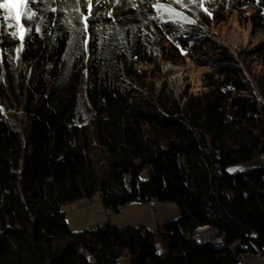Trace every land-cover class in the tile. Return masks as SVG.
Wrapping results in <instances>:
<instances>
[{
    "label": "trees",
    "instance_id": "16d2710c",
    "mask_svg": "<svg viewBox=\"0 0 264 264\" xmlns=\"http://www.w3.org/2000/svg\"><path fill=\"white\" fill-rule=\"evenodd\" d=\"M204 6L211 16L173 4L182 17L166 23L147 0L102 3L81 33L56 0L21 58L0 34V264H238L236 242L264 252V166L227 172L264 154V41L235 54L211 33L232 14L264 29V0ZM161 61L205 68L201 91L181 101L156 87ZM96 195L117 213L176 202L181 217L160 226L168 255L145 226L72 231L64 206ZM202 226L225 243H195Z\"/></svg>",
    "mask_w": 264,
    "mask_h": 264
},
{
    "label": "rangeland",
    "instance_id": "374dc122",
    "mask_svg": "<svg viewBox=\"0 0 264 264\" xmlns=\"http://www.w3.org/2000/svg\"><path fill=\"white\" fill-rule=\"evenodd\" d=\"M211 33L215 42L223 47L229 48L235 54L241 52L247 53L264 41V29L255 26L252 22H247V20L240 21L237 14L230 15L226 21L213 22ZM251 60H253V62L249 64L251 68L250 71L247 68V75L249 78H251V73H258L260 70L259 61L256 62L254 59ZM22 67L23 64L20 61V68L22 69ZM138 68H152V66L141 64ZM160 68L162 77L157 80L156 87L160 88L162 83L166 82L168 89L173 91L178 100L185 101V96H187L186 93L191 94L201 91L202 77L206 71L205 68H201L188 61L182 65L161 61ZM0 108L2 111L1 113L6 115L7 111L5 108L3 106H0ZM13 113L21 114L20 111L16 112V110H13ZM263 166L264 154L250 161L230 165L227 167V172L229 174H237ZM233 169L236 171H232ZM162 204V208L155 214H152L149 207L146 206L147 203L128 205L117 213L107 209L100 195H96L93 198H84L70 202L64 206V211L70 227L74 232H83L85 230L98 228L104 224L108 225L111 220L113 222H126L130 219L134 222H142L136 224L138 226L143 225L154 233L157 253L161 256H166L169 253V247L160 234V226L167 222L178 220L182 213L176 202L167 201ZM91 205L94 206L93 209L90 207ZM202 231V234L207 237L210 235H219L211 230V227ZM207 241L210 242L209 240H206V242ZM244 246H247V249L244 248L242 252L250 250L248 245ZM123 264H130V262L128 259H125ZM250 264L264 263L253 261Z\"/></svg>",
    "mask_w": 264,
    "mask_h": 264
},
{
    "label": "snow or ice",
    "instance_id": "6c2138e0",
    "mask_svg": "<svg viewBox=\"0 0 264 264\" xmlns=\"http://www.w3.org/2000/svg\"><path fill=\"white\" fill-rule=\"evenodd\" d=\"M56 2V0H0V9L3 10L7 15L0 16V34H8L13 39L18 38L21 42V45L25 42L26 34L27 38L31 39V34L33 32V26L35 25V30L39 31V22L44 19L42 12L51 10L56 12V8H51L50 5ZM59 4L62 5L60 11L63 12L65 8L70 7L72 11L78 13L73 16L72 19L77 22H82L84 24L83 28H77V32L83 33L88 29L89 19H95L101 13L97 10H94V5L99 6L102 3H109L113 6L115 5H124L136 6V0H58ZM151 7L155 8L158 13L167 14L169 20H165L166 23H176V20H172V17H182V13L179 12L176 8L172 7L173 4H179L181 7H190L193 4H196L198 7H201L203 12L206 15L211 16V11L204 5L208 3H213L214 0H147ZM32 5H48L41 9L36 7L35 9ZM106 15L111 16V11H106ZM159 19V17H158ZM7 21H13L14 23H3ZM23 21V22H22ZM189 23L195 24V20H189ZM71 23V20H69ZM15 28L14 31L9 32L8 29ZM82 43H87L83 41ZM14 51L19 52L20 49L16 48ZM232 171H236L233 169ZM242 171V169H241Z\"/></svg>",
    "mask_w": 264,
    "mask_h": 264
},
{
    "label": "built area",
    "instance_id": "2783aa9c",
    "mask_svg": "<svg viewBox=\"0 0 264 264\" xmlns=\"http://www.w3.org/2000/svg\"><path fill=\"white\" fill-rule=\"evenodd\" d=\"M163 204L158 199H154L150 202V210L152 214H155L158 210L162 208ZM254 236V234H253ZM204 240H209L211 243L216 244H224V237L220 235H210L208 237H205ZM243 245V244H242ZM231 249H233V244L229 245ZM247 249V246H242V249ZM253 261H258L261 263H264V252L262 251H252L248 250L245 252H242L238 256V264H250Z\"/></svg>",
    "mask_w": 264,
    "mask_h": 264
},
{
    "label": "bare ground",
    "instance_id": "6f19581e",
    "mask_svg": "<svg viewBox=\"0 0 264 264\" xmlns=\"http://www.w3.org/2000/svg\"><path fill=\"white\" fill-rule=\"evenodd\" d=\"M210 228L209 226H202V227H199L194 235V241L195 243L199 244V245H202L204 244L206 241L204 240L205 237H207L206 235H203L202 234V230H205V229H208ZM256 235L254 234V237ZM214 245H219V244H216V243H213ZM237 247H241L242 248V245L240 242H236L233 244V249H236ZM118 264H122L124 263L122 259H118L117 260ZM46 264H50V263H46Z\"/></svg>",
    "mask_w": 264,
    "mask_h": 264
},
{
    "label": "crops",
    "instance_id": "0c3cea01",
    "mask_svg": "<svg viewBox=\"0 0 264 264\" xmlns=\"http://www.w3.org/2000/svg\"><path fill=\"white\" fill-rule=\"evenodd\" d=\"M146 206H148L149 207V209H150V204L149 203H147V205ZM92 209L94 208V206L93 205H91L90 206ZM148 210V209H147ZM122 214V213H121ZM124 214V213H123ZM136 223H142V222H134V221H132V220H128V221H123V222H113L112 220H111V222H109V224L110 225H113V226H115V227H124V226H132V227H139ZM105 225V224H104ZM137 225V226H136ZM140 225V224H139ZM140 226H143V225H140Z\"/></svg>",
    "mask_w": 264,
    "mask_h": 264
},
{
    "label": "water",
    "instance_id": "95a60500",
    "mask_svg": "<svg viewBox=\"0 0 264 264\" xmlns=\"http://www.w3.org/2000/svg\"><path fill=\"white\" fill-rule=\"evenodd\" d=\"M18 48L20 49V51H19V52H17V56H18V58H21V53H22V45L20 44Z\"/></svg>",
    "mask_w": 264,
    "mask_h": 264
}]
</instances>
